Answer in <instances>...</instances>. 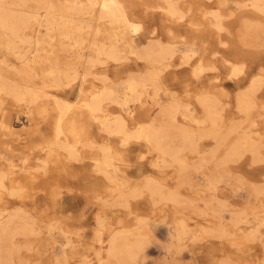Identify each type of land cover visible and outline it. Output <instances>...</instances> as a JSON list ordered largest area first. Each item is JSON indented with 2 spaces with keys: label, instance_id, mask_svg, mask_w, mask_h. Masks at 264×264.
Here are the masks:
<instances>
[{
  "label": "rangeland",
  "instance_id": "1",
  "mask_svg": "<svg viewBox=\"0 0 264 264\" xmlns=\"http://www.w3.org/2000/svg\"><path fill=\"white\" fill-rule=\"evenodd\" d=\"M123 1L133 20L142 26L140 35L147 29L151 31V25L141 16L146 10L157 18L162 12L154 5L161 0ZM195 1H202L203 5L194 8ZM249 1L180 0L177 6L184 12L183 21H166L165 25L172 33L164 34L162 38L174 50L179 48L176 55L184 51L190 58L186 65L179 67L180 81L168 80L161 86L163 100L175 94L181 97L183 105L194 110L196 118H201L202 111L196 99L205 95L213 98L223 116L224 130L236 127L229 141L237 133L248 130L251 122L258 123L257 128L251 127L253 137L264 141V14L241 7ZM213 11L220 15L222 29L216 28L218 32L213 26ZM244 20L263 28L248 45L242 44L237 37L239 25ZM155 30H160L159 25ZM190 47L192 50L187 51ZM197 59L202 62L204 71L207 69L199 78L193 76ZM10 62L14 63L13 56L6 57L5 63L10 65ZM232 65L241 69L235 76L230 75ZM2 73L13 82L20 81L12 70L3 67ZM254 75L261 76L260 88L255 92L258 106L244 118L236 111L237 93L245 90L238 89L250 83ZM112 79L115 83H123V80ZM137 97L134 95L130 107ZM13 104L8 99L3 104L13 137L8 136L5 150L0 135V151L5 150L12 157L13 174L21 178L8 186L16 192L15 195L8 197L5 192H0V212L19 208L39 229L36 234L16 237L20 246L26 243L31 249L20 247L14 257L15 264L19 260L23 264H55L58 260L62 264H106V246L111 233L122 226L133 228L134 225L138 226V232L145 240V250L136 255L135 264H264V227L258 226L257 221V218L264 217V162H256L249 153H244L222 171L219 164L201 160L199 150H211L215 145L213 140L205 138L199 142L198 153L187 149L180 151L179 161L167 159L168 166L155 170L151 164L156 163V154L143 143L137 145L131 141L134 149L122 152L116 161L120 165L118 181L111 182L92 170V158L97 156L93 148L90 151L78 145L79 162L67 160L63 152L60 157H55L53 152L49 154L47 146L51 138L44 134L47 120L36 116L30 121L24 107L18 110ZM149 105L136 112L149 113ZM109 112L116 114L115 109ZM141 121L146 123L148 119L143 117ZM181 122L185 124V121ZM126 148L121 150L126 151ZM259 151L263 156L264 148ZM222 152V148L217 150L214 157L221 159ZM30 153L33 156L25 164V169H21V158ZM217 178L219 181L214 185ZM148 182L155 183L163 193L174 191L182 204L156 203L158 198H150L144 189ZM117 194L126 197V208L116 205ZM235 212L246 215L245 223L234 226ZM142 221L144 227L140 224ZM182 221L187 233L179 240L170 238ZM247 231L255 234L246 239L242 234ZM98 233L102 239L99 245Z\"/></svg>",
  "mask_w": 264,
  "mask_h": 264
},
{
  "label": "bare ground",
  "instance_id": "2",
  "mask_svg": "<svg viewBox=\"0 0 264 264\" xmlns=\"http://www.w3.org/2000/svg\"><path fill=\"white\" fill-rule=\"evenodd\" d=\"M179 1L161 0L162 4L156 3L154 8L162 12L157 18L155 14L143 10L144 16L141 17L151 25V31L147 29L140 35L142 26L133 20L123 0H0V135L5 150L8 136L13 137L9 115L3 108L8 99L14 103L15 109L23 106L30 121L36 116L47 120L44 134L51 138L47 146L49 154L53 152L55 157H60V152H63L67 160L79 162L77 146L90 151L93 148L97 156L92 158V170L111 182L118 181L120 165L116 161L122 152L134 149L129 143L131 141L137 145L143 143L156 154L157 161L151 164L155 170L168 166L167 159L179 161L180 151L187 149L198 153L199 142L205 138L213 140L215 145L211 150L204 149L203 154L199 150L201 160L219 164L222 171L226 170L229 162L244 153H249L256 162H264V155H260L259 151L264 148V141L254 138L251 129L257 126V122H251L248 130L237 133L229 141L236 127L224 130L223 116L213 98L205 95L196 99L202 111L201 118H196L194 110L183 105L181 97L175 94L163 100L161 86L168 80L180 81L179 67L190 60L188 52L179 51L176 55L179 48L176 51L162 40L164 34L172 33L165 25L166 21H183L184 12L177 6ZM195 2L194 8L203 5L202 1ZM222 3L226 4L225 1ZM241 7L264 14L263 0H250ZM195 10L199 12L200 9ZM212 17L218 32L216 28L222 29L220 15L213 11ZM158 25L160 33L155 30ZM262 31V27L244 20L239 25L237 37L242 44L248 45L253 37L255 39L256 33ZM189 50H192L191 47ZM8 56H13L14 63H5ZM197 62L193 76L199 78L207 69L204 71L200 59ZM3 67L14 71L20 81L13 82L6 77L2 73ZM235 67L231 66V76L241 71ZM260 77L254 75L250 83L238 89H245L237 93L236 101V111L244 118L258 106L255 92L260 88ZM112 78L123 80V83H115ZM134 95L138 97L130 107ZM146 104L151 106L149 113L136 112L145 108ZM113 109L116 110L114 115L109 112ZM143 117H147L148 122H142ZM125 147L126 151H122L121 148ZM221 148V159H216L215 153ZM5 150L0 151V192L9 197L16 192L8 186L21 177L13 174L12 157ZM32 156L30 153L21 158V169H25ZM214 181L215 185L219 179ZM144 189L150 198H158L156 203L182 204L174 191L163 193L153 182H148ZM115 190L119 192L117 188ZM125 198L117 194L116 205L126 208ZM245 220V214H233L234 226L245 223ZM257 221L258 226L264 227V217L257 218ZM140 224L145 226L144 221ZM179 224L178 231L171 233L170 238L179 240L187 233L185 223L182 221ZM137 227L122 226L111 233L106 246V264L136 263V255L144 249L145 241ZM38 230L19 208L0 212V264H15L14 257L20 247L31 249L26 243L20 246L16 237L36 234ZM253 233L243 232L242 237L251 238ZM96 240L98 245L101 244L100 233ZM58 261L55 264H62ZM18 264L23 263L19 260Z\"/></svg>",
  "mask_w": 264,
  "mask_h": 264
}]
</instances>
